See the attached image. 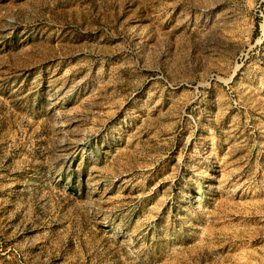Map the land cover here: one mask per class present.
Listing matches in <instances>:
<instances>
[{
  "label": "rangeland",
  "instance_id": "374dc122",
  "mask_svg": "<svg viewBox=\"0 0 264 264\" xmlns=\"http://www.w3.org/2000/svg\"><path fill=\"white\" fill-rule=\"evenodd\" d=\"M0 264H264V0H0Z\"/></svg>",
  "mask_w": 264,
  "mask_h": 264
}]
</instances>
